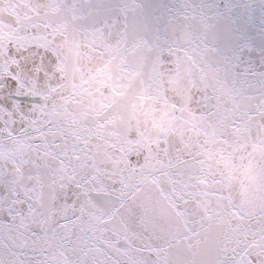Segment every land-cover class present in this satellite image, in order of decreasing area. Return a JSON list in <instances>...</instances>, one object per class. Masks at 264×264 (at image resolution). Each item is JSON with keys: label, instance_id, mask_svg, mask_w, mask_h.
Masks as SVG:
<instances>
[{"label": "snow or ice", "instance_id": "obj_1", "mask_svg": "<svg viewBox=\"0 0 264 264\" xmlns=\"http://www.w3.org/2000/svg\"><path fill=\"white\" fill-rule=\"evenodd\" d=\"M252 7L0 0V264H264Z\"/></svg>", "mask_w": 264, "mask_h": 264}, {"label": "water", "instance_id": "obj_2", "mask_svg": "<svg viewBox=\"0 0 264 264\" xmlns=\"http://www.w3.org/2000/svg\"><path fill=\"white\" fill-rule=\"evenodd\" d=\"M23 2V0H22ZM198 3H233L236 5L251 4L253 7L248 12H242L239 17V26L245 32L252 46L259 51L264 48V36L261 35L262 17H264V0H196ZM4 14L0 13V18ZM8 19L15 21V14L7 16Z\"/></svg>", "mask_w": 264, "mask_h": 264}, {"label": "clouds", "instance_id": "obj_3", "mask_svg": "<svg viewBox=\"0 0 264 264\" xmlns=\"http://www.w3.org/2000/svg\"><path fill=\"white\" fill-rule=\"evenodd\" d=\"M62 16H63L62 12H58L55 16H52L51 14L46 12L45 16L41 17V19H45V18L58 19V18H61Z\"/></svg>", "mask_w": 264, "mask_h": 264}]
</instances>
